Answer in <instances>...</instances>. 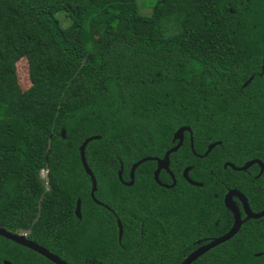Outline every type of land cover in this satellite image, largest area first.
I'll use <instances>...</instances> for the list:
<instances>
[{
    "label": "trees",
    "instance_id": "1",
    "mask_svg": "<svg viewBox=\"0 0 264 264\" xmlns=\"http://www.w3.org/2000/svg\"><path fill=\"white\" fill-rule=\"evenodd\" d=\"M263 59L264 0H155L147 17L135 0H0V227L67 264H179L196 246L202 211L206 243L231 226L226 189L262 207ZM179 127L190 130L195 154L218 142L200 159L201 188L179 175L191 165L186 139L173 154L181 158L173 187L154 183L149 162L131 186L118 180L135 161L162 154ZM90 136L99 138L84 159L102 206L78 157ZM254 159L263 164L257 179L254 165L221 168ZM3 261L52 264L0 237ZM190 264H264V217L243 221Z\"/></svg>",
    "mask_w": 264,
    "mask_h": 264
},
{
    "label": "water",
    "instance_id": "2",
    "mask_svg": "<svg viewBox=\"0 0 264 264\" xmlns=\"http://www.w3.org/2000/svg\"><path fill=\"white\" fill-rule=\"evenodd\" d=\"M262 64H264V59L262 60ZM250 80H251V77H249L243 83L242 86L243 87L246 86L250 82ZM185 131L189 132L188 127H179L178 129H176V131L173 133V136H172V140L177 141L176 145L173 148H171L165 152L162 160H156L157 168L153 174V179L155 182H158L157 181V175H158L159 170L160 169L167 170V156L169 153L176 151V149L180 146L181 141H182V134ZM98 138H99L98 136H90V137L85 138L78 147V157H79V162L81 164L83 172L88 177L89 182H90L89 196L94 203L101 205L93 197V193L96 190L95 179H94L92 173L90 172V170L88 169V167L85 163V159H84L85 146L90 141L96 140ZM216 145H218V142L209 144L206 147V150L202 156L203 157L206 156L212 150V148H214ZM149 160H150V158H142V159L136 161L134 164H132L130 169H129V172H128V182L123 183V185L124 186H131L132 180H133V172H134L135 168L137 166H139L140 164H142L146 161H149ZM253 164L257 165V167H258V174L256 175V177H258L262 173L263 164L256 159L246 161L239 168H234L230 164H228V166L235 171H245L247 168H249ZM186 173H187L186 170H184L182 172V177L188 184H190L191 186H197V187L201 186L200 184H197V183L190 181L187 178ZM117 176H118V180L121 181L120 171L117 173ZM173 185H174V180L172 178L171 184L168 186H163V187L171 188V187H173ZM233 196L236 197L237 199H239V201L241 203V207H242V210H243L244 215H245L243 220L240 218L238 210H237L236 206L234 205V202L232 201ZM222 202H223L224 207L228 211H230V213L232 214L233 222H232V225L230 226V228L224 234H222L218 237L212 238L206 244L201 245V246L197 247L196 249H194L192 252L187 254L179 264H190L193 261H195L199 256H201L202 254L207 252L208 250H210V249L216 247L217 245L222 244L225 241L229 240L231 237H233L238 232L240 225L243 221H245V220H257V219L264 217V209L258 213H252L247 206V203H246L244 196L236 190H229L224 195ZM73 214L77 219H80V201H79V199H76ZM116 225H117V240L119 241L120 237H121V226H120L119 221H117V220H116ZM0 237L6 239L8 241H11L12 243H14L16 245H19L21 247H24L26 249H29V250L35 252L36 254L42 256L43 258H45L47 261L51 262L52 264H67L64 261H62L61 259H59L58 257H56L55 255L49 253L44 248H42V247L36 245L35 243L27 240L25 235L16 234V233H9V232L5 231L2 227H0ZM258 255L259 254H255L254 256H258ZM2 263L3 264H11L7 261H3Z\"/></svg>",
    "mask_w": 264,
    "mask_h": 264
},
{
    "label": "flooded vegetation",
    "instance_id": "3",
    "mask_svg": "<svg viewBox=\"0 0 264 264\" xmlns=\"http://www.w3.org/2000/svg\"><path fill=\"white\" fill-rule=\"evenodd\" d=\"M178 129V128H177ZM176 131V130H175ZM174 131V132H175ZM173 132V133H174ZM173 133L171 134V138H170V141H169V144H168V146L166 147V149L163 151V153L162 154H160V155H158V156H150V157H144V158H150V160L149 161H146V162H149V163H151V164H149V166H148V168H150V173H151V178H152V180L154 181V179H153V174H154V172H155V170H156V168H157V162H156V160H162L163 159V156H164V154H165V152L166 151H168L169 149H171V148H173L175 145H176V143H177V141L176 140H172V136H173ZM185 134H186V136H185ZM185 139H186V141H187V143H186V146H187V148L189 149V151L192 153V156H186V157H183V160H185L186 162H191V165H185L184 167H182L181 169H180V172H179V175H180V177H181V179L185 182V183H187L184 179H183V177H182V172L184 171V170H186V175H187V178L190 180V181H192V182H194V183H197V184H200L201 186L200 187H197V186H193V187H195V188H201L202 187V183L199 181V179H206V161H203V162H200V159H202V158H204L202 155H203V153L205 152V150H206V147L208 146H205V149H204V151L201 153V154H195L194 152H193V144H192V138H191V133H190V130H189V132H187V131H185V132H183V134H182V141H181V144H180V146L176 149V151H174V152H171V153H169L168 154V156H167V170H165V169H160L159 170V172H158V175H157V181L158 182H155L154 181V183L156 184V185H158V186H160V187H162V188H165V187H163V186H168V185H170L171 184V182H172V178H173V180H174V184H175V177H174V174H173V172H172V170H171V166H173L172 164H174V163H177V162H175L177 159L178 160H181V158H179V157H174L173 156V154H175V153H177L178 152V150L180 149V147L182 146V145H184L185 146ZM142 159V158H141ZM140 160V159H139ZM136 162V161H135ZM134 162V163H135ZM134 163H132V164H134ZM245 163V162H244ZM244 163H242V165L244 164ZM131 164V165H132ZM228 164H230V165H232L234 168H239V167H241L242 165H240V166H235L234 164H232V163H230V162H227V161H224L222 164H221V168L222 169H230V170H232V171H234V172H247V170L250 168V167H252L253 165L254 166H256V172L254 173V175L252 176V179H257L258 177H256V175L258 174V167H257V165H255V164H253L252 166H250L249 168H247L245 171H235V170H233L232 168H230L229 166H228ZM131 165L128 167V169H127V173H126V180L125 181H123L122 180V178H121V182L122 183H125V182H128V172H129V169H130V167H131ZM141 165V164H140ZM139 165V166H140ZM139 166H137V167H139ZM136 167V168H137ZM136 168H135V170H136ZM135 170H134V172H135ZM134 172H133V176H134ZM175 172H176V169H175ZM160 174H162V179H163V181H161L160 179H159V175ZM132 183H133V180H132ZM188 184V183H187ZM190 185V184H189ZM174 186V185H173ZM166 189H168V188H166ZM229 190H236V189H232V188H230V189H226V191L223 193V195H222V198H221V200H223V197H224V195L229 191ZM236 191H238V190H236ZM239 193H241L243 196H244V198H245V200H246V203H247V206H248V208H249V210L252 212V213H258V212H260L261 210H263L264 209V193H263V197L260 199V198H257V199H255V201L257 202V204H259V205H262V207L258 210V211H254L253 210V207L250 205V202L248 201V199H247V197L242 193V192H240V191H238ZM203 195H205L206 193L205 192H203L202 193ZM232 201L234 202V205L236 206V208H237V210H238V213H239V216H240V218L243 220L244 219V217H245V215H244V212H243V210H242V207H241V203H240V201H239V199H237L236 197H232ZM222 204H223V202H222ZM144 214H146V215H149L150 214V211H148V210H146V209H144ZM229 214H230V216L232 217V214L230 213V211H229ZM201 215H202V217H203V222L202 223H198L199 225L196 227V235H197V237L195 238V239H193L192 240V244H196V246L191 250V252L194 250V249H196L197 247H199V246H201V245H204V244H206V211L204 212V211H202V213H201ZM233 222V221H232ZM232 225V224H231ZM241 226V225H240ZM230 228V227H229ZM200 234H203V237H199L200 236ZM190 253V252H189ZM188 253V254H189Z\"/></svg>",
    "mask_w": 264,
    "mask_h": 264
},
{
    "label": "rangeland",
    "instance_id": "4",
    "mask_svg": "<svg viewBox=\"0 0 264 264\" xmlns=\"http://www.w3.org/2000/svg\"><path fill=\"white\" fill-rule=\"evenodd\" d=\"M154 1L155 0H135L136 11H137L138 15H140L142 17L149 16L151 8L154 5ZM16 76H17V83H18L20 89L21 90L27 89L29 86V81L27 78L26 63L23 61V59L17 63ZM39 179L46 186V184L44 182L45 181V170H42L39 172ZM104 208H106V207H104Z\"/></svg>",
    "mask_w": 264,
    "mask_h": 264
},
{
    "label": "built area",
    "instance_id": "5",
    "mask_svg": "<svg viewBox=\"0 0 264 264\" xmlns=\"http://www.w3.org/2000/svg\"><path fill=\"white\" fill-rule=\"evenodd\" d=\"M45 182V181H44ZM22 235H24V234H22Z\"/></svg>",
    "mask_w": 264,
    "mask_h": 264
}]
</instances>
